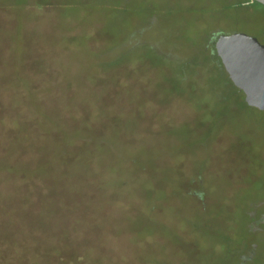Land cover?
Masks as SVG:
<instances>
[{"label": "rangeland", "instance_id": "rangeland-1", "mask_svg": "<svg viewBox=\"0 0 264 264\" xmlns=\"http://www.w3.org/2000/svg\"><path fill=\"white\" fill-rule=\"evenodd\" d=\"M111 2L0 0V264H264V112L214 52L264 7Z\"/></svg>", "mask_w": 264, "mask_h": 264}, {"label": "water", "instance_id": "water-1", "mask_svg": "<svg viewBox=\"0 0 264 264\" xmlns=\"http://www.w3.org/2000/svg\"><path fill=\"white\" fill-rule=\"evenodd\" d=\"M264 7V0H250ZM216 54L232 84L243 92L248 106L264 111V47L244 34L220 36Z\"/></svg>", "mask_w": 264, "mask_h": 264}, {"label": "trees", "instance_id": "trees-1", "mask_svg": "<svg viewBox=\"0 0 264 264\" xmlns=\"http://www.w3.org/2000/svg\"><path fill=\"white\" fill-rule=\"evenodd\" d=\"M111 5L108 9L118 12L119 14H122V16L124 15H128V16H134L135 13H139V11H145L146 8L140 9L137 6L135 7L136 10H133L130 6L132 4V2H134V0H111ZM137 3V2H136ZM229 6L233 9L236 10H249L250 8H252L253 5L258 3L255 2H251L250 0H228ZM126 17V16H124ZM215 45V44H214ZM214 52L216 54V50L214 49ZM217 56V54H216ZM217 60H219V65L221 67L222 72L225 75L226 80L230 83V85L232 86L233 90L232 93L230 94L231 97H235V96H240V99L242 102L238 103L240 108L242 107H248V108H252L250 106H248L246 104V102L244 101V97L243 94L240 90H238L231 82V80L228 77V74L226 73V71L224 70V67L222 66V63L219 59V57L217 56ZM229 96V97H230ZM256 109V108H253ZM257 110V109H256ZM260 111V110H258ZM264 112V111H261ZM249 148V147H248ZM247 152H249L248 150H246ZM245 184L247 185V181L245 182ZM251 207V206H250ZM251 210L253 211L252 208L248 209L245 213V231L246 233H248L249 235H255L258 234L259 232L262 231L263 227L261 226L264 223V218L262 219V222L260 220L258 223L257 227H260V230H256L253 231L252 227V222L255 221V218H252L251 216H249V214H251ZM255 226V225H254ZM224 235L223 237V243H225L226 245V249H223V255H224V259L226 261V264H248V262L253 263V261H255V257H256V249H257V245L255 243H253V241H245V236H241L240 238H230L228 236ZM242 237V238H241ZM238 247L242 248L241 253L240 252H236L238 250H236ZM246 249V250H245ZM249 251L248 253V257L251 255V253L253 252L254 255L251 256V259L246 258L247 256L243 255L242 253L244 251Z\"/></svg>", "mask_w": 264, "mask_h": 264}, {"label": "flooded vegetation", "instance_id": "flooded-vegetation-1", "mask_svg": "<svg viewBox=\"0 0 264 264\" xmlns=\"http://www.w3.org/2000/svg\"><path fill=\"white\" fill-rule=\"evenodd\" d=\"M239 90V89H238ZM242 92V91H241ZM242 94H243V92H242ZM243 97H244V101H245V95L243 94ZM258 110V109H257ZM256 216H258V215H256V212L255 211H252L251 212V217L252 218H255V221H253L252 223V225H253V227H252V229H253V231H256V230H260V227H257L258 226V223H259V219H260V221L262 222V219L264 218V216H259L258 217V220H256L257 219V217ZM255 225V226H254ZM254 255V253L252 252L251 253V255L248 257H246V258H248V259H251L252 257L251 256H253Z\"/></svg>", "mask_w": 264, "mask_h": 264}]
</instances>
